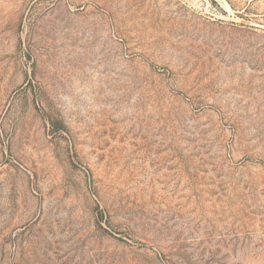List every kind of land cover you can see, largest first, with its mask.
<instances>
[{
    "label": "rangeland",
    "instance_id": "1",
    "mask_svg": "<svg viewBox=\"0 0 264 264\" xmlns=\"http://www.w3.org/2000/svg\"><path fill=\"white\" fill-rule=\"evenodd\" d=\"M0 264H264V0H0Z\"/></svg>",
    "mask_w": 264,
    "mask_h": 264
}]
</instances>
